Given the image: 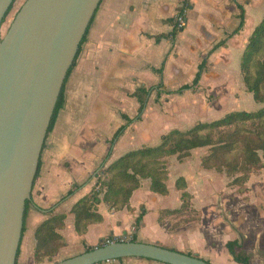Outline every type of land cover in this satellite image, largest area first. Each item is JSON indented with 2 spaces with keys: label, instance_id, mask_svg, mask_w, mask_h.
<instances>
[{
  "label": "crops",
  "instance_id": "1",
  "mask_svg": "<svg viewBox=\"0 0 264 264\" xmlns=\"http://www.w3.org/2000/svg\"><path fill=\"white\" fill-rule=\"evenodd\" d=\"M182 5L183 0H101L65 83L64 106L42 149L16 264H42L34 256L36 231L44 221L59 214H65V225L57 230L65 245L55 257L78 255L107 238L126 237L124 240L129 241L136 236L137 241L161 242L213 264H241L233 259L226 245L238 239L241 249L250 256V264H264V168L252 173L244 184L245 191L236 202L244 212L237 218L232 214L230 223L225 218L218 221L212 212H202V220L208 217V222L182 221L180 214L160 220L164 210L182 205V190L176 186L181 176L194 194V202L201 197L208 203L219 198L220 210L225 206L227 200L221 191L227 189L226 183L220 182L217 190L216 176L205 169L197 174L189 155L177 161L178 171L170 174L169 194L151 191L150 180L142 179V186L133 192L128 206L117 208L101 201L97 212L102 220L90 223L83 234L75 228L72 208L91 187L86 179L92 177L98 164L108 158L115 161L134 149L157 146L162 136L173 129L192 128L199 121L197 105L191 97L196 89L228 91L240 83V55L264 16L258 13L261 6L251 0H192L187 26L177 31L174 20ZM242 12L244 22L240 28ZM220 43L223 44L216 47ZM204 62L199 83L183 89L192 85ZM152 87L155 89L146 95L144 110L139 114L141 102L136 92ZM124 125L123 133L112 143ZM193 183L197 184L195 190L191 188ZM207 188L210 191L204 195L197 193ZM171 219L178 222L170 229ZM99 264L166 263L124 257Z\"/></svg>",
  "mask_w": 264,
  "mask_h": 264
},
{
  "label": "water",
  "instance_id": "2",
  "mask_svg": "<svg viewBox=\"0 0 264 264\" xmlns=\"http://www.w3.org/2000/svg\"><path fill=\"white\" fill-rule=\"evenodd\" d=\"M0 0V264H16L27 201L63 85L101 0ZM140 257L166 264H213L157 243L115 241L52 264H99Z\"/></svg>",
  "mask_w": 264,
  "mask_h": 264
},
{
  "label": "trees",
  "instance_id": "3",
  "mask_svg": "<svg viewBox=\"0 0 264 264\" xmlns=\"http://www.w3.org/2000/svg\"><path fill=\"white\" fill-rule=\"evenodd\" d=\"M14 3L11 5L6 16L13 8ZM241 20L240 28L243 26L244 12L241 14ZM89 28L90 26L80 44L76 59L68 71L65 83L76 65L82 44L87 38ZM223 43L218 44L216 47ZM204 68L205 62L200 66L192 85H186L183 89H189L197 85ZM241 71L244 75L246 87L249 92L253 93L254 100L258 103L264 102V17L249 37L248 44L242 56ZM65 83L57 101L48 133L54 129L59 112L64 106ZM154 89L153 87L148 90L140 88L138 92H136L141 102L139 114L144 110L146 95L150 94ZM127 119L128 122L132 121L130 118ZM240 123L242 128H240ZM245 123L257 125V128H255V130H250L246 128ZM125 127V125L121 126L117 130L111 141L112 143L123 133ZM225 128H229V130L225 131ZM215 132H218L220 136L216 137L214 134ZM202 147H210L212 151L211 154L204 157L207 164H209L212 158H219V160L227 162V155L233 152H238L237 155H240L241 148V155L245 161L244 163H246L242 164V166H244L242 170L247 171L246 173L244 172L245 178L243 180H247V177L250 178L251 173L254 172L253 170L251 171V169L261 163L259 151L262 150L264 152V107L255 111L234 110L226 116L210 122L199 121L186 131L173 129L162 136L161 144L134 149L122 155L103 171V173L110 174V178L103 180L104 178H101L102 176L100 175L96 183L97 186L103 185V187H106L103 195L98 192L95 196H91L92 194L90 195V192H92V190L73 206L72 211L75 214L76 231L83 234L87 231L90 223L100 222L102 220L101 214L97 212V205L101 201H105L117 208L128 206L133 192L140 187L142 179L144 178L151 179V191L161 195L169 194L167 186L168 170L162 157L176 153L180 156H188L193 149ZM228 163H230L228 169L230 172L240 169L237 166L238 164H236L237 161L235 163ZM176 186L178 189L183 190L181 194L182 205L178 209L164 210L161 213L160 220H163L169 215H185L190 209L191 205H187L186 199L187 197L192 199V196L186 192L185 179L183 177L178 178ZM144 211L137 218V226H139L143 218ZM190 220L192 219H184L182 221ZM64 225L65 214H59L50 217L38 227L36 231L37 245L34 252L36 261H42L44 257H53L57 253L58 248L65 245L63 236L57 231L64 227ZM104 241H102L99 246H101ZM129 241H137L136 236H133ZM226 245L230 255L236 262L250 264V256L245 250L241 249L242 244L238 239L230 240ZM91 249L92 247H88L86 251ZM188 254L192 255V253Z\"/></svg>",
  "mask_w": 264,
  "mask_h": 264
},
{
  "label": "rangeland",
  "instance_id": "4",
  "mask_svg": "<svg viewBox=\"0 0 264 264\" xmlns=\"http://www.w3.org/2000/svg\"><path fill=\"white\" fill-rule=\"evenodd\" d=\"M251 1H254L255 4L258 3V5L261 6V8L259 7L260 10L258 9V13H259V16L260 15L263 16L264 15V0H251ZM24 2H25V0H16L15 1L13 8L11 9V11L6 16L5 21L2 25V35H4L6 33L11 22L13 21L16 13L18 12V10L20 9V7L22 6V4ZM261 20H259V22L257 24H259L261 22ZM251 34L249 35V37L251 36ZM249 37L247 38V41L245 42V48L248 44ZM243 53H244V51L240 55V83L237 84L238 87H236V88L234 87V88H232V90H228V91H225V90L218 91V90H210V89L208 90L206 88H198V89H196V91L193 92V94H191V97L194 100V103H196V105H197L196 111L198 112L197 117H198L199 121L201 120L204 122H210V121L222 118L234 110L255 111V110H258L259 108L264 107V102L258 103L254 99H252L253 97H251V96H253V93L249 92L247 87H246V83L244 81V75H243V72L241 71V61H242ZM166 98L167 97L165 96L164 99H166ZM245 124H246V128H248L250 130H255V128H257V125L255 126L252 123H245ZM240 128H242L241 123H240ZM228 130H229V128H225V131H228ZM214 134L216 135V137L220 136L218 134V132H215ZM146 147H148V146H146ZM198 149L200 151H198ZM194 150H196V152ZM211 152L212 151H211L210 147H202V148L193 149L189 154V155H191V162H192L191 165L196 170L197 174L200 173L201 171H203L204 169L207 170L210 174H214L217 178V181H218V182L214 183L215 188H217V190H219L220 182L226 183L227 189L224 188V190L221 191L223 195L225 194L224 199L227 200L225 203V206H222L223 210H220L221 208H219L218 206L220 205L221 200L219 198H215V199L213 198V201L211 203H208V199L201 197L200 199H197L196 202H194V200H193L194 194L191 193L192 191L189 190L190 188L188 189V186L186 183V190H187L186 192L190 196H192V199H190V197H187V199H186L187 205L190 204L191 206H190L188 213L183 215V217H182L183 219H181V220L192 219L190 221H195V222L203 221L202 220V216H203L202 214L203 213L207 214V213L212 212L211 215L213 217L217 218L218 221H223L225 218L226 221L230 223L229 218L232 216V214H235L234 217L237 218V216H240V214H243V212H244V210H240V207H237V205H236L237 199H239V202H240V193L243 194L245 191L244 184L249 180L248 177H247V180H243L245 178L244 172L246 173L247 171L242 170L244 168V166H242V164H246V163H244L245 161L241 155V148H240V155H237L238 152H233V153H230L229 155H227V157H228L227 162L219 160V158H217V159L212 158L210 160L209 164H207V162H205V160H204V157L207 156L208 154H211ZM259 154L261 157V163L258 166H256L255 168L251 169V171L253 170L254 172H258L259 170L264 168V152L262 150H260ZM102 156H104V155H102ZM185 157H187V156H183V155L180 156L178 153L166 155V156L162 157V160H164V162L166 163V167L168 170V178H169L170 174H175L176 171H178L177 161H184ZM236 161H237L236 164H238L237 166L240 169H237L233 172H230L228 170L230 163H228V162L235 163ZM113 162L114 161H111V158H108L102 164L97 165V167L94 170V173L92 174V177H90L89 179H86V182L89 185H91V187L88 188V190L84 196H86L92 190L93 191L90 192V195L92 194L91 196H95V194L98 192L103 195L106 187L105 186L103 187V185L97 186L96 183L99 180L100 175L102 176L101 178H104L103 180H107L110 178L111 175L107 174V173H103V171L106 168H108ZM217 166H219V167H217ZM199 168H200V170H199ZM95 172H96V174H95ZM254 172H252V173H254ZM189 173H191V171H189ZM252 173H251V175H252ZM181 177H183V176H181ZM144 179H149L150 180V186H151V179L150 178H144ZM185 181H186V179H185ZM141 186H142V182H141L140 187ZM191 188L193 190L197 189V184L193 183ZM209 191H210L209 188H207L205 190L202 189L201 191H198L197 193L201 192V194L204 195L205 193H207ZM182 192H183V190H182ZM182 192H181V194H182ZM200 206H201V208H200ZM216 207H218V209H216ZM251 211L255 212V209L251 208ZM256 214L257 213H255V216H256ZM206 217H207V215H206ZM204 221L208 222L209 221L208 217H207V220L205 218ZM173 222L174 221L171 219L168 223V226L170 227V229L173 228V226H175L178 221L177 222L175 221L174 223ZM261 228H264V224H261ZM124 239L127 240L128 238L125 237ZM167 242L171 243V240H167ZM172 242H174V241H172ZM159 243L163 244L161 242H159ZM59 249L60 248H58V250ZM55 255L53 257H50V256L44 257L43 260L41 259L42 261L37 260V263L52 264V263H55L57 261H61L62 259H64V258H61L60 256L55 257Z\"/></svg>",
  "mask_w": 264,
  "mask_h": 264
},
{
  "label": "built area",
  "instance_id": "5",
  "mask_svg": "<svg viewBox=\"0 0 264 264\" xmlns=\"http://www.w3.org/2000/svg\"><path fill=\"white\" fill-rule=\"evenodd\" d=\"M191 5H192V0H183V5L181 6V9L176 14L175 20H174V28L177 31L183 30L187 26V23H188L187 14L191 8ZM115 241H124V240L107 238L102 245H106V244H109Z\"/></svg>",
  "mask_w": 264,
  "mask_h": 264
}]
</instances>
